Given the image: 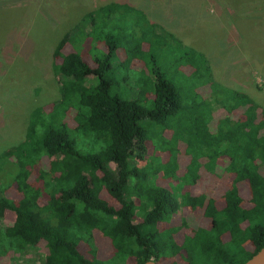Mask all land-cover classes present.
Returning a JSON list of instances; mask_svg holds the SVG:
<instances>
[{
  "label": "trees",
  "instance_id": "1",
  "mask_svg": "<svg viewBox=\"0 0 264 264\" xmlns=\"http://www.w3.org/2000/svg\"><path fill=\"white\" fill-rule=\"evenodd\" d=\"M131 9L140 11L127 1L98 5L54 47L58 98L34 107L24 138L0 151V219L7 213L13 217L10 224L0 221V258L20 256L27 246L44 241L40 264H243L264 246V106L244 90L221 86L229 98L224 103L208 58L189 47L183 48L178 65L188 67L183 77L194 88L209 87V108L205 97L196 95L200 100L190 102L187 116L178 87L154 56L152 76L137 90V99L113 93L109 57L123 53V64L142 68L145 35L140 32L136 45L124 47L123 34L105 31L116 15L120 18ZM89 37L102 41L108 51L92 63L76 51L86 47ZM141 97L150 99V105L141 104ZM218 110L225 113L212 130ZM156 125L158 132L149 133ZM177 144L176 154L187 155L189 161L177 176L182 186L174 191L156 179L174 176ZM149 145L171 156L148 173L138 161L145 159ZM223 157L231 182L220 201L185 191V184L197 180V175L190 176L192 169L211 168ZM184 207L200 210L208 222L178 240L181 225L167 223ZM96 231L112 246L105 260L96 255ZM80 245L90 251V258Z\"/></svg>",
  "mask_w": 264,
  "mask_h": 264
},
{
  "label": "rangeland",
  "instance_id": "2",
  "mask_svg": "<svg viewBox=\"0 0 264 264\" xmlns=\"http://www.w3.org/2000/svg\"><path fill=\"white\" fill-rule=\"evenodd\" d=\"M107 1L0 0V151L24 138L34 107L48 105L58 98V77L52 66L55 61L53 49L60 38L77 25L86 12ZM128 4L140 11L131 9L120 18L116 15L105 31L123 34L124 47L136 45L138 34L142 32L146 39L140 48L145 52L143 58H139L142 61L139 65L143 69L132 67L130 63L123 64V53L116 52L109 57L113 93L125 99H137V90L152 76L149 71L151 56H154L167 78L178 87L182 105L188 110L187 116L191 110L190 102L196 97L200 100L196 95L205 97L202 99L209 108L212 102L211 97L207 98L209 87L194 88V82L183 77L188 73V67L178 65L183 48L189 47L198 49L208 58L214 81L222 90L218 91V97L224 96V103L229 98L222 87L244 90L258 106H264V0H129ZM161 30L166 36L160 33ZM167 31L177 38L169 37ZM83 45L86 47L76 48V51L90 63L93 58H103L108 52L102 41L92 37ZM63 48L66 52L69 45L66 43ZM149 48L151 50L147 51ZM138 101L150 105V99L146 97ZM223 113L224 110H218L213 114L212 130ZM159 128L157 125L155 129L149 128V133L158 132ZM164 138L168 139V136ZM177 146L173 149L174 155ZM169 155L149 145L147 156L138 161V165L148 173L153 172L159 163L170 159ZM188 161L187 155L177 152L174 176L169 179L159 177L156 181L174 191L179 190L183 181L177 176L184 173ZM47 163L45 160L44 166ZM227 163L228 159L223 157L211 168L203 165L198 170L192 169L190 176L197 175V180L185 184V191L192 195L205 193L220 201L231 182V175L226 171ZM240 188L242 196L247 199L246 186L242 184ZM8 195L15 197L12 191ZM103 197L118 205L107 194ZM0 221L10 224L13 217L7 213ZM207 222L200 210L184 207L167 225H181L176 234L180 240L183 234L206 226ZM94 241L99 259L111 257L112 246L107 237L96 231ZM79 249L86 257H91L86 247L80 245ZM45 254V242L40 241L34 247L27 246L26 252L20 256L0 258V264H40Z\"/></svg>",
  "mask_w": 264,
  "mask_h": 264
},
{
  "label": "water",
  "instance_id": "3",
  "mask_svg": "<svg viewBox=\"0 0 264 264\" xmlns=\"http://www.w3.org/2000/svg\"><path fill=\"white\" fill-rule=\"evenodd\" d=\"M141 264H157V263L153 260H148ZM243 264H264V246L260 248L256 253H254Z\"/></svg>",
  "mask_w": 264,
  "mask_h": 264
},
{
  "label": "crops",
  "instance_id": "4",
  "mask_svg": "<svg viewBox=\"0 0 264 264\" xmlns=\"http://www.w3.org/2000/svg\"><path fill=\"white\" fill-rule=\"evenodd\" d=\"M110 1V0H109ZM119 1H127V2H129V0H119ZM108 2V1H107ZM103 3H105V2H103ZM103 3H100L99 5H101V4H103ZM97 7V6H96Z\"/></svg>",
  "mask_w": 264,
  "mask_h": 264
}]
</instances>
